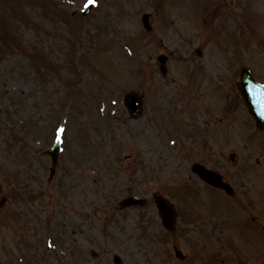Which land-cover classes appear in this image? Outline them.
Here are the masks:
<instances>
[{
  "label": "rangeland",
  "instance_id": "374dc122",
  "mask_svg": "<svg viewBox=\"0 0 264 264\" xmlns=\"http://www.w3.org/2000/svg\"><path fill=\"white\" fill-rule=\"evenodd\" d=\"M86 1L91 2L87 19L73 16L74 22L65 27L68 39L61 42V19L83 9ZM142 1L0 0V194L9 197L0 209V264H114L116 255L119 264H208L212 259L211 264H217L215 257L224 258V249L210 243L217 233L209 225L203 227L211 222L204 208H210L207 194L213 191L202 188L189 164L199 156L225 173L230 166L238 169L242 161L252 162L248 157H264V145L252 149V140L258 138L241 134L210 142L207 128L222 123L220 113L216 111V122L207 121L204 114L195 113L194 104L216 100L223 109L221 100H237L240 67L264 82V0L242 6L239 0L236 5L205 0L209 9L195 8L203 6L200 0H144L155 11L152 28L145 32L139 14L150 8ZM38 2L37 12L43 6L48 9L31 20L26 16L29 5ZM92 22L105 26L124 48H116V54L107 49L104 43L110 38L105 35L100 50L91 49ZM36 34L40 44L33 47ZM79 44L88 57L83 73L91 77L82 92L71 82ZM33 52L41 60L47 56L46 61L27 55ZM159 53L168 56L164 75L156 62ZM130 89L140 91L146 101L136 119H130L119 102ZM97 99L117 100L115 112L122 108L110 115L105 128L101 118L84 108L86 100ZM178 102L189 104L188 112L184 107L179 111ZM70 104L76 109L67 115ZM234 120L243 122L241 116ZM193 129L199 135L194 150L182 145V135ZM53 131H64L65 140L49 178L47 150ZM215 143L220 145L212 146ZM230 148L237 150L235 162L229 159ZM141 151L147 165L137 158ZM148 173V190H159L179 208L171 233L161 228L151 196L146 195L144 206L120 208L113 202L122 192L140 195ZM198 188L197 203L192 195ZM238 224L250 239L243 248L255 251L258 233L246 223ZM175 247L184 260L175 258ZM257 249L264 253L262 247ZM36 257L40 260H33Z\"/></svg>",
  "mask_w": 264,
  "mask_h": 264
},
{
  "label": "flooded vegetation",
  "instance_id": "af4514ba",
  "mask_svg": "<svg viewBox=\"0 0 264 264\" xmlns=\"http://www.w3.org/2000/svg\"><path fill=\"white\" fill-rule=\"evenodd\" d=\"M229 183L232 186L231 182ZM226 197L224 203L229 214L227 224L230 229H234L235 226V230L240 235L236 239L239 241L244 236L249 239L243 234L242 226L238 224L243 222L256 230L259 239L255 244L259 246L264 241V189L255 194L244 192L242 182H239L236 186H232V192ZM215 224L217 225V222ZM252 255L254 257V253Z\"/></svg>",
  "mask_w": 264,
  "mask_h": 264
},
{
  "label": "water",
  "instance_id": "95a60500",
  "mask_svg": "<svg viewBox=\"0 0 264 264\" xmlns=\"http://www.w3.org/2000/svg\"><path fill=\"white\" fill-rule=\"evenodd\" d=\"M242 79H243V82H242L243 95L245 99L248 100V102L252 104L253 106L252 111L257 117V122L263 126L264 125V114H263L264 111L261 110V108L257 105V103H258V100H264V88L262 89L258 87L245 74L242 75ZM131 100H135V99L132 98V96H128L127 97L128 104H130ZM206 175H207L206 178L209 182L219 185V183L215 179H213V177L210 174L206 173ZM157 202H158L160 211L162 212L164 224L170 225V222L172 219L171 208L162 200H158Z\"/></svg>",
  "mask_w": 264,
  "mask_h": 264
}]
</instances>
